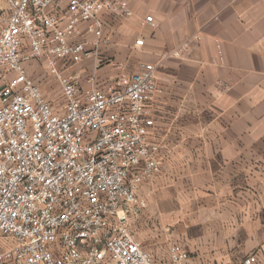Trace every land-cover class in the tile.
<instances>
[{"label":"built area","instance_id":"2783aa9c","mask_svg":"<svg viewBox=\"0 0 264 264\" xmlns=\"http://www.w3.org/2000/svg\"><path fill=\"white\" fill-rule=\"evenodd\" d=\"M132 14L128 0H0V264H157L133 223L161 170V64L100 74L102 47ZM37 66L61 104L44 96ZM164 264L206 263L175 243ZM239 264L263 263L252 253Z\"/></svg>","mask_w":264,"mask_h":264},{"label":"crops","instance_id":"0c3cea01","mask_svg":"<svg viewBox=\"0 0 264 264\" xmlns=\"http://www.w3.org/2000/svg\"><path fill=\"white\" fill-rule=\"evenodd\" d=\"M128 1L133 14L102 47L100 74L161 64V170L141 188L147 206L133 223L137 239L157 264L175 243L201 263L239 264L257 253L264 264V0ZM148 14L154 27L144 24ZM92 64L83 62L88 72ZM59 88L43 87L55 105Z\"/></svg>","mask_w":264,"mask_h":264},{"label":"rangeland","instance_id":"374dc122","mask_svg":"<svg viewBox=\"0 0 264 264\" xmlns=\"http://www.w3.org/2000/svg\"><path fill=\"white\" fill-rule=\"evenodd\" d=\"M32 74L34 75V78L37 80V81H41L43 82V84L47 85L50 89L52 90H58V85L56 83L54 84H51L50 80L45 76V72H44V68L41 67V66H37L35 67L33 70H32ZM48 80H49V83H48ZM60 90V88H59Z\"/></svg>","mask_w":264,"mask_h":264}]
</instances>
